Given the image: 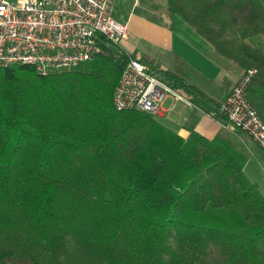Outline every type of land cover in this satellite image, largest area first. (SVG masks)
Returning a JSON list of instances; mask_svg holds the SVG:
<instances>
[{"label":"trees","instance_id":"1","mask_svg":"<svg viewBox=\"0 0 264 264\" xmlns=\"http://www.w3.org/2000/svg\"><path fill=\"white\" fill-rule=\"evenodd\" d=\"M165 2L243 70L233 88L249 77L264 121V0ZM103 46L47 74L0 69V264H264V194L244 171L248 133L184 137L165 116L117 108L136 57ZM139 59L228 122L222 102L180 72Z\"/></svg>","mask_w":264,"mask_h":264},{"label":"built area","instance_id":"2","mask_svg":"<svg viewBox=\"0 0 264 264\" xmlns=\"http://www.w3.org/2000/svg\"><path fill=\"white\" fill-rule=\"evenodd\" d=\"M115 9V0H0V69L31 65L47 74L93 59L106 40L115 45L128 34V22L119 20ZM248 78L222 101L228 122L219 123L245 131L264 150V121L247 97ZM170 96L175 102L166 110L162 105ZM114 100L119 109L137 108L162 116L178 101L192 104L149 72L139 58L126 64Z\"/></svg>","mask_w":264,"mask_h":264},{"label":"crops","instance_id":"3","mask_svg":"<svg viewBox=\"0 0 264 264\" xmlns=\"http://www.w3.org/2000/svg\"><path fill=\"white\" fill-rule=\"evenodd\" d=\"M143 10L147 11L145 17H140L134 23L132 22L135 15L132 12L127 17L118 18L128 22L129 28L127 36L120 43L121 47L136 58L146 56L157 61L164 69L180 72L212 98L219 102L224 101L242 76L243 70L219 55L212 45L180 16L170 15L167 9L160 10L157 4L151 1ZM131 32L139 36L141 40L139 44H131L129 41ZM180 103L187 106L181 112L180 120L170 119L167 114L169 112L164 116L182 136L186 137L190 130H196L207 137H213L222 128L218 120L193 104L178 101L174 109ZM196 114L200 116L199 119H195ZM207 118L214 120L215 123H212L216 126L203 124V120ZM252 142L255 143L249 138V147L254 154Z\"/></svg>","mask_w":264,"mask_h":264},{"label":"rangeland","instance_id":"4","mask_svg":"<svg viewBox=\"0 0 264 264\" xmlns=\"http://www.w3.org/2000/svg\"><path fill=\"white\" fill-rule=\"evenodd\" d=\"M149 1L156 3L160 10L166 9L165 0H116L115 15L117 16V18L121 19L124 16H129L130 12H132V14L135 15L134 21L132 23L137 22L140 17H145L147 11L143 10V8H146V5H148ZM261 40L264 43V36H262ZM129 41L131 42V44L137 45L140 43L139 41L141 40L136 33L131 32L129 36ZM174 102L175 101L172 96L167 97L162 105V108L168 110V108L171 107ZM185 106L186 105L181 103L178 104L177 108L174 109L173 112L167 113L169 115V118L174 121L180 120L181 112L184 111ZM199 118L200 116L196 114L195 119ZM203 121V124L207 123L209 125L216 126L215 124H213L215 122L211 118H207ZM251 146L254 148V154H252L249 160L246 162L244 166V171L250 181L257 184L261 192L264 194V150L258 144L253 142Z\"/></svg>","mask_w":264,"mask_h":264}]
</instances>
